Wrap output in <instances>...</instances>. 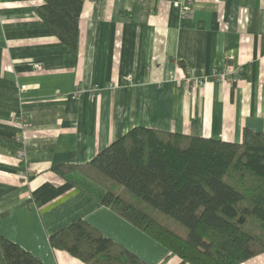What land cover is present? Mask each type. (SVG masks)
<instances>
[{
  "label": "crops",
  "instance_id": "1",
  "mask_svg": "<svg viewBox=\"0 0 264 264\" xmlns=\"http://www.w3.org/2000/svg\"><path fill=\"white\" fill-rule=\"evenodd\" d=\"M44 3L0 0V236L44 264H85L47 240L83 219L147 264H179L51 167L136 126L233 143L264 132V0H82L74 53L36 14ZM228 69L239 79L211 77Z\"/></svg>",
  "mask_w": 264,
  "mask_h": 264
},
{
  "label": "trees",
  "instance_id": "2",
  "mask_svg": "<svg viewBox=\"0 0 264 264\" xmlns=\"http://www.w3.org/2000/svg\"><path fill=\"white\" fill-rule=\"evenodd\" d=\"M82 0H45L35 12L71 53ZM20 148V144H18ZM51 172L179 258L242 264L264 252V132L240 143L136 126L84 163ZM85 264H147L83 219L47 238ZM6 264H44L0 236Z\"/></svg>",
  "mask_w": 264,
  "mask_h": 264
},
{
  "label": "built area",
  "instance_id": "3",
  "mask_svg": "<svg viewBox=\"0 0 264 264\" xmlns=\"http://www.w3.org/2000/svg\"><path fill=\"white\" fill-rule=\"evenodd\" d=\"M34 67H35L36 70H41L43 66H42L41 63H37V64H35ZM239 75H240L239 72H232V71H230L228 69V70H221V71H218V72H214V73L211 74V77L213 79L217 80V81H221L224 77L226 79H228V80L236 81V80L239 79V77H240ZM191 80L194 81V83L195 82L201 83L203 81L202 78H194L192 76V74H188V76L185 78V82H188V81H191ZM111 87H112V85H110V88ZM97 89H98L97 86H94L93 87V91H96ZM80 92L81 91L78 90L76 93H80ZM15 121L18 122V123H21L22 125H25L27 123V121H28V116L25 113L21 112V111L20 112H17V114L15 116ZM17 141L18 142H21L19 140V138H17ZM23 155H24L23 154V150L21 148H19L17 150V156H18V158L19 159H22L23 158ZM21 174H22V176H24L26 178L28 176L26 171H24Z\"/></svg>",
  "mask_w": 264,
  "mask_h": 264
}]
</instances>
